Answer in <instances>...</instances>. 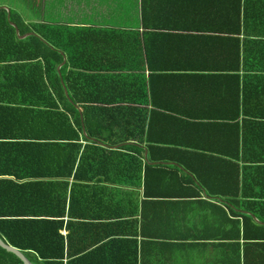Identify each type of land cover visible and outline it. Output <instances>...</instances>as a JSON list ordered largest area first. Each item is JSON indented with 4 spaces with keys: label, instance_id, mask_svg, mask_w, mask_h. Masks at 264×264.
Segmentation results:
<instances>
[{
    "label": "trees",
    "instance_id": "16d2710c",
    "mask_svg": "<svg viewBox=\"0 0 264 264\" xmlns=\"http://www.w3.org/2000/svg\"><path fill=\"white\" fill-rule=\"evenodd\" d=\"M247 23L264 27V11ZM136 41L0 8V239L32 264H163L180 239L219 231L224 264H264V46L240 116L203 125L225 143L154 148ZM103 54L124 61L83 63ZM0 264L22 262L0 247Z\"/></svg>",
    "mask_w": 264,
    "mask_h": 264
},
{
    "label": "crops",
    "instance_id": "0c3cea01",
    "mask_svg": "<svg viewBox=\"0 0 264 264\" xmlns=\"http://www.w3.org/2000/svg\"><path fill=\"white\" fill-rule=\"evenodd\" d=\"M0 8L7 9V18L15 13L25 24L136 36L137 60L124 63L137 65L138 107L150 116L145 127L154 148L225 143L211 139L203 125L240 116L242 84L255 76L257 65L264 64L256 59L258 45L264 46V27L247 25L252 15L264 11V0H0ZM64 61L63 55L57 66ZM123 61L103 54L83 63L113 66ZM194 124L200 125L198 132ZM201 194L205 195L203 189ZM216 233L217 237L205 232L202 241L180 239L187 249L170 248V259L163 264H224V239ZM163 252L167 250L149 247L146 253L162 257Z\"/></svg>",
    "mask_w": 264,
    "mask_h": 264
},
{
    "label": "water",
    "instance_id": "95a60500",
    "mask_svg": "<svg viewBox=\"0 0 264 264\" xmlns=\"http://www.w3.org/2000/svg\"><path fill=\"white\" fill-rule=\"evenodd\" d=\"M6 11H7V9H6ZM10 24L14 27V31L17 34L18 38H22V37H25V36H27L29 34H32V32H26V33H23V34H18L16 26L12 22H10ZM58 68H59V66L56 67V69H58ZM64 94L66 95V91L65 90H64ZM82 131H83V127H82ZM0 247L5 249V250H7V251H9V252H12L16 257H18L21 260L22 264H32L18 249H16L13 246H10V245L6 244L1 239H0Z\"/></svg>",
    "mask_w": 264,
    "mask_h": 264
}]
</instances>
